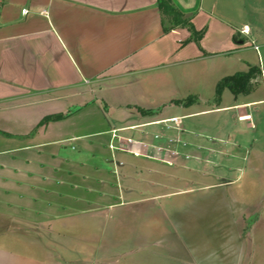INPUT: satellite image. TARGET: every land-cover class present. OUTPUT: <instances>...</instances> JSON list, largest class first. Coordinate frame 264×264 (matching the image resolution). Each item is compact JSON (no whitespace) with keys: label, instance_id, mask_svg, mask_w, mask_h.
I'll use <instances>...</instances> for the list:
<instances>
[{"label":"crops","instance_id":"obj_1","mask_svg":"<svg viewBox=\"0 0 264 264\" xmlns=\"http://www.w3.org/2000/svg\"><path fill=\"white\" fill-rule=\"evenodd\" d=\"M170 2L200 38L171 29L157 0H0V264H156L146 254L168 264L233 261L225 250L179 249L165 238L158 206L208 179L196 162L165 163L173 159L153 139L154 123L209 111L171 114L193 107L174 103L179 89H214L235 53L264 43L247 26L264 24V8ZM263 95L213 110L252 121ZM48 116L60 118L40 126ZM222 141L226 185L243 169L232 168L239 152Z\"/></svg>","mask_w":264,"mask_h":264},{"label":"rangeland","instance_id":"obj_2","mask_svg":"<svg viewBox=\"0 0 264 264\" xmlns=\"http://www.w3.org/2000/svg\"><path fill=\"white\" fill-rule=\"evenodd\" d=\"M258 8H264V0H259ZM247 26H258L264 33V24L247 21ZM245 42H247L245 40ZM258 54L248 42L235 55L228 60L227 71L223 77L237 72L245 71L247 64L263 66L264 43L256 44ZM258 55L261 64L258 62ZM237 59V60H236ZM222 77V78H223ZM221 78H219L220 80ZM261 73L251 81L252 87L263 95V81ZM178 99L191 98V110H175L173 115L182 116L191 112L209 110L206 114L180 118L179 127L183 132L175 130L164 131V126L157 127L164 137L160 143L166 142V137L179 134V159L177 163L168 160L171 165L191 166L208 179L206 185L193 184L185 187V191L174 199L172 206H158L163 218V225L171 232L167 240L182 249L189 246L202 251H226L233 261H221V264H264V103L253 108L250 124L239 123L238 110L229 109L215 112L218 107L231 106L235 102L250 100L259 93L245 97L243 94L233 96L228 90L221 93L219 102L214 101L215 89H179ZM264 96V95H263ZM249 115V114H246ZM244 116V115H243ZM43 124V123H42ZM42 124H39L40 126ZM181 125V126H180ZM228 139V144L234 145L239 152L234 158L233 169L241 168V173L231 172V184L225 182L221 174L220 165L229 166L224 154L220 151L224 144L223 139ZM221 140V142H219ZM185 144L183 147L182 144ZM226 150L230 146L225 144ZM197 147H199L197 150ZM208 148L211 150L208 151ZM198 153L196 156L193 155ZM205 154L206 157H203ZM185 155H190L185 159ZM195 157V158H193ZM245 158V160H243ZM234 159H231L234 162ZM195 160V161H194ZM166 161L165 163L168 164ZM179 162V163H178ZM203 163L208 169L203 171ZM168 164V165H170ZM221 165V166H222ZM198 167V168H197ZM207 175V176H206ZM207 186V187H205ZM158 213V214H159ZM139 256V255H136ZM144 260L156 264H168L170 261L162 258H153L151 255H141ZM202 258V257H198ZM206 258V259H205ZM201 261H208L212 256H206ZM82 261V260H81ZM84 261H82L81 264Z\"/></svg>","mask_w":264,"mask_h":264},{"label":"trees","instance_id":"obj_3","mask_svg":"<svg viewBox=\"0 0 264 264\" xmlns=\"http://www.w3.org/2000/svg\"><path fill=\"white\" fill-rule=\"evenodd\" d=\"M157 7L162 12V14L167 19L170 28L176 27H187L190 31L191 38L198 39L203 34V30L196 32L193 30L192 26L188 24L187 20H185L180 12H178L171 4L170 0H157ZM166 31V29H164ZM260 69L256 66H249L247 71L245 72H237L232 75L221 78L215 85V93H214V101L219 102L221 93L224 90H228L233 96L239 94H248L253 89L251 85V81L256 77L260 76ZM175 104L188 107L192 105L191 98L186 100H176ZM60 116H48L45 117L42 123H45L50 120H57Z\"/></svg>","mask_w":264,"mask_h":264},{"label":"built area","instance_id":"obj_4","mask_svg":"<svg viewBox=\"0 0 264 264\" xmlns=\"http://www.w3.org/2000/svg\"><path fill=\"white\" fill-rule=\"evenodd\" d=\"M21 12L24 13L25 10H22ZM238 33L240 35H243L244 37L248 38V36H249L248 27L247 26H243L240 30H238ZM248 44L251 45L252 48L254 49V51H256V53L258 54V47L254 43V41H249ZM258 62H259V64H261V60L259 58V55H258ZM263 86H264V81H263ZM250 119H251V116L250 115H244V116L237 117V120L239 122L249 121ZM179 120H180V118H171V119H168V120L156 122L154 124L155 125H159V126L160 125L161 126H164V131H167V132L170 131V130H172V131L175 130L178 133H180V132L182 133L183 130H182V128L179 127V124H180L179 123ZM163 137L164 136L161 135V132H160L159 134L154 135L153 136V139L154 140H159V139H162ZM219 142H221V140H219ZM180 143H181V140L179 138V134H177L174 137H166L165 144L164 143L162 144V148L164 150H166V151L169 152L170 157L174 161H176L177 159H179V150L178 149H180L179 148ZM182 145H183V147H185V144L184 143ZM198 148L199 147H197V150H199ZM189 157H192V156H190V155H185L184 156L185 159H188ZM193 158H195V157H193ZM168 164H170V163L168 162Z\"/></svg>","mask_w":264,"mask_h":264}]
</instances>
